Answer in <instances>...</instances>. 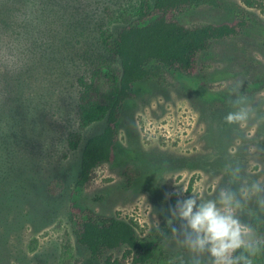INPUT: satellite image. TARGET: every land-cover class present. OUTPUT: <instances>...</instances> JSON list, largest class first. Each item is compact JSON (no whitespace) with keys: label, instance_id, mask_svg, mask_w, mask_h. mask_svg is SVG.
Segmentation results:
<instances>
[{"label":"rangeland","instance_id":"1","mask_svg":"<svg viewBox=\"0 0 264 264\" xmlns=\"http://www.w3.org/2000/svg\"><path fill=\"white\" fill-rule=\"evenodd\" d=\"M253 1L250 7L218 0L179 18L193 27L245 14L249 25L203 53L196 75L171 71L137 83L121 109L114 161L80 189L84 145L106 121L83 132L78 150L69 149L68 137L78 130V79L105 57L100 30L116 32L125 24L106 9L135 13L139 0H0V264H65L68 239L72 264H84L91 254L76 242L72 207L134 220L153 250L147 264H180L187 250L172 233L159 240L164 224L179 229L183 223L171 215L176 202L215 199L222 187L238 188L230 175L236 166L243 177L264 179V0ZM237 94L254 110L243 126L224 119ZM240 218L263 235L253 226L264 222L255 197Z\"/></svg>","mask_w":264,"mask_h":264},{"label":"trees","instance_id":"2","mask_svg":"<svg viewBox=\"0 0 264 264\" xmlns=\"http://www.w3.org/2000/svg\"><path fill=\"white\" fill-rule=\"evenodd\" d=\"M243 1L250 7L255 5L253 0ZM200 6H218V0H139L135 13H129L127 8L106 9L111 20L120 17L125 24L116 32L109 28L100 30L105 57L85 67L78 79V130L68 137L69 149L78 150L83 132L106 121L104 131L84 145L78 188L89 186L96 170L114 161L121 109L132 97L137 83L152 77L160 79L171 71L196 75L203 53L215 42L241 35L249 25L245 14L220 24L187 27L180 23L181 16ZM71 222L77 244L91 254L84 264H147L153 257V250L144 246L134 220L104 217L92 210L72 207ZM253 226L264 235L263 220H254ZM171 228L168 224L160 228V241L172 233ZM121 249H124L122 258L105 259L108 253ZM73 259L74 246L68 239L63 244L62 261L72 264ZM254 264H264V254L256 257Z\"/></svg>","mask_w":264,"mask_h":264},{"label":"clouds","instance_id":"3","mask_svg":"<svg viewBox=\"0 0 264 264\" xmlns=\"http://www.w3.org/2000/svg\"><path fill=\"white\" fill-rule=\"evenodd\" d=\"M9 15L19 17L15 9H10ZM234 104L235 110L224 119L243 126L254 110L243 94H237ZM230 175L231 183L239 182L238 188L222 187L215 199L178 200L170 209L173 218L183 221L179 229L171 228L172 234L189 253L187 259L180 258V264H254L255 258L264 254V235H257L240 218L253 197L264 212V179L243 177L239 166L232 168Z\"/></svg>","mask_w":264,"mask_h":264}]
</instances>
